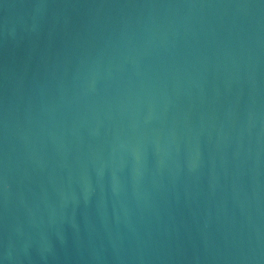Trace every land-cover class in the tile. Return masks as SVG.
I'll return each mask as SVG.
<instances>
[{
    "label": "water",
    "instance_id": "95a60500",
    "mask_svg": "<svg viewBox=\"0 0 264 264\" xmlns=\"http://www.w3.org/2000/svg\"><path fill=\"white\" fill-rule=\"evenodd\" d=\"M0 264H264V0H0Z\"/></svg>",
    "mask_w": 264,
    "mask_h": 264
}]
</instances>
